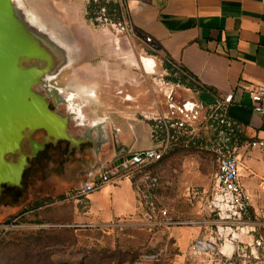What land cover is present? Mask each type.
I'll return each instance as SVG.
<instances>
[{
    "label": "rangeland",
    "instance_id": "374dc122",
    "mask_svg": "<svg viewBox=\"0 0 264 264\" xmlns=\"http://www.w3.org/2000/svg\"><path fill=\"white\" fill-rule=\"evenodd\" d=\"M23 1L30 18L40 22L69 48L73 63L64 70L62 78L66 90L75 93L76 104L84 106V112L92 117L107 118L105 125L109 133L112 121L116 122L115 112L129 105H125L129 115L141 111L151 117L147 122L152 126V140L149 135L141 134L140 145L155 147L168 143L169 149L163 161L152 163L125 179L134 194L121 192L135 197L137 210L111 222H102L98 217L110 219L116 215V200L111 203L116 190L109 195L112 187L83 198H78L75 192L70 200L63 201L58 196L32 204L28 199L38 190V182L30 183L24 195L28 199H14L8 207L0 205V264H117L138 254H142L138 260L142 264H176L178 241L184 236L178 235L180 230L184 231L189 246L200 238H213L215 246L221 248L227 232L224 236L216 233L219 217L212 210L211 201L219 158L228 151L242 156V181L252 194L255 208L264 207V155L257 149L239 150L247 143L242 140L246 136L240 128L231 132L235 134V142L230 146L229 130L233 128L222 122V110L203 103L200 93L184 80L185 74L178 66L167 67L166 56L132 26L128 0ZM82 54L85 62L80 68L77 64ZM143 58L155 61L153 72L147 69ZM115 66L116 80L111 71ZM84 68L94 69L98 75L81 78L78 72ZM124 71L126 75H122ZM137 87L144 91L142 110L134 106ZM85 89L94 90L96 97H87L89 92ZM129 96L134 100L127 101L125 98ZM104 98L107 103L103 102ZM188 102L195 103V111L181 110ZM179 120L185 122V127L176 128L175 121ZM78 130L72 124L71 131ZM125 132L133 137L128 129ZM184 134L188 139L176 143L178 136ZM147 175L156 177L157 181L148 179ZM49 189L51 186L46 182L44 192L48 193ZM72 204L81 206L89 219L79 222V215L71 219ZM39 206L42 208L37 212L24 214ZM255 220L252 214L249 221ZM237 239L245 237L237 236ZM153 255L155 258H146ZM232 261L257 264L249 257H234ZM181 264L229 262L218 251H212L202 257L190 253Z\"/></svg>",
    "mask_w": 264,
    "mask_h": 264
},
{
    "label": "crops",
    "instance_id": "0c3cea01",
    "mask_svg": "<svg viewBox=\"0 0 264 264\" xmlns=\"http://www.w3.org/2000/svg\"><path fill=\"white\" fill-rule=\"evenodd\" d=\"M128 6L132 26L156 45L164 56L210 87L212 90L208 92L217 101L233 94L227 116L242 129L245 136H264L263 118L254 112L249 94L251 86L264 80V0H128ZM87 70L98 75L94 69ZM111 71L116 80V66ZM121 73L127 74L125 71ZM137 89L134 106L142 110L144 91L142 87ZM103 102L107 103V100L104 98ZM125 105L115 112L116 126L125 131L128 129L136 136L131 151L152 148L151 145H140L141 134L149 135L152 140V126L147 122L151 117L141 111L129 115L130 112L126 110L129 105ZM113 106H116V99ZM147 106L151 108V105ZM140 114L147 117L146 122L140 119ZM114 185L105 188L112 187L111 196L116 190L111 197V203L116 200V215L110 219L98 215L102 222L132 215L137 210L135 197H131V193L127 196L128 192H121L126 190L134 194L130 182L123 180ZM71 210V219L73 215H79V222L89 219L81 206L72 204ZM177 232L178 235L184 234L177 245L176 264H181L189 256L191 246L185 239L184 231ZM254 236L245 237L246 251L250 249Z\"/></svg>",
    "mask_w": 264,
    "mask_h": 264
},
{
    "label": "flooded vegetation",
    "instance_id": "af4514ba",
    "mask_svg": "<svg viewBox=\"0 0 264 264\" xmlns=\"http://www.w3.org/2000/svg\"><path fill=\"white\" fill-rule=\"evenodd\" d=\"M114 49L116 50V45ZM83 50H85L84 46ZM83 57L84 55L80 58L77 67L81 68L83 66L85 62ZM35 62V59L28 60L26 66ZM71 66L72 64L60 70L52 76L49 82L34 86V90L46 98L48 106L53 112L66 117L69 124L67 133L50 134L44 128H28L24 131L20 147L14 153L6 155L8 161L17 164L23 163L24 169L19 184H2L0 205L3 207L12 205L13 202L11 201L14 199L15 201L28 199L24 196L27 187L30 183L35 182H38V190L32 192L28 202L39 204L41 200L46 198H49V200L58 199V196L61 197L60 200H70L74 193H77L86 182L98 177L108 164L129 155L137 140L135 135L131 137L125 130L117 128L114 121H112L109 133L105 125L107 118L92 117L84 112V106L76 104L75 93L66 90L65 80L62 78L64 70L69 69ZM78 75L81 78L89 79L95 77L93 71L85 68L80 69ZM87 92H89L86 94L87 97H96L94 90ZM126 99L134 100L130 96ZM191 103V109H188ZM194 105V102H188L181 110L183 112L195 111ZM140 115V119L146 122L147 117L143 114ZM72 124L79 127L77 133L71 131ZM52 166L53 171L50 170ZM46 182H49L51 186L48 193L44 192ZM41 208L39 206L28 209L24 214L37 212Z\"/></svg>",
    "mask_w": 264,
    "mask_h": 264
},
{
    "label": "water",
    "instance_id": "95a60500",
    "mask_svg": "<svg viewBox=\"0 0 264 264\" xmlns=\"http://www.w3.org/2000/svg\"><path fill=\"white\" fill-rule=\"evenodd\" d=\"M28 11L23 0H0V190L4 183H20L23 163L8 161L6 155L20 147L26 129L61 134L69 128L66 117L53 112L34 86L70 66V50ZM31 59L36 62L26 66ZM199 99L207 105L218 103L208 91Z\"/></svg>",
    "mask_w": 264,
    "mask_h": 264
},
{
    "label": "built area",
    "instance_id": "2783aa9c",
    "mask_svg": "<svg viewBox=\"0 0 264 264\" xmlns=\"http://www.w3.org/2000/svg\"><path fill=\"white\" fill-rule=\"evenodd\" d=\"M252 107L256 114L264 121V80L249 88ZM234 99L233 94L228 95L224 100L218 101L215 107L222 110V122L231 125L227 116V108ZM178 129L185 127L182 120L175 121ZM166 126H168L166 124ZM169 142V140H168ZM168 143L160 144L152 148L131 151L129 155L118 158L106 166L102 173L86 182L77 192L78 198L87 197L90 193L102 190L107 185L118 184L125 179H130L137 171L147 168L152 163L160 161L168 152ZM257 149L264 155V136L256 137L244 144L239 150ZM237 150V149H236ZM242 156L239 153L228 151L219 158L218 168L214 175L213 193L211 208L219 217L217 231L224 237V245L217 248L212 239H198L191 246V255L202 257L212 251H218L229 264H233L234 257L253 258L257 264H264V240L254 236L250 249L246 251L245 239L239 240L237 236H248L255 234L259 228L264 227V207L256 209L250 190L242 181ZM152 181H157L156 177L147 175ZM255 215L256 220L250 222V217ZM172 224L171 222H168ZM86 226V225H82ZM94 226V225H93ZM239 230V233L237 231ZM235 240V241H234ZM237 240V241H236ZM236 242V243H235ZM152 259L155 256H147ZM135 264H142L137 261Z\"/></svg>",
    "mask_w": 264,
    "mask_h": 264
},
{
    "label": "trees",
    "instance_id": "16d2710c",
    "mask_svg": "<svg viewBox=\"0 0 264 264\" xmlns=\"http://www.w3.org/2000/svg\"><path fill=\"white\" fill-rule=\"evenodd\" d=\"M102 2H105L106 0H101ZM117 7H119V5H117ZM166 58H167V62H166V65H167V67H169V68H171V67H173V66H178V68H179V70H181L182 72H184V74L185 75H183V77H184V80L185 81H189V85L191 86V87H193L194 88V90L196 91V92H198V93H203V92H206V91H211L212 89L210 88V87H208V86H206V85H203L200 81H199V79L195 76V75H193L192 73H190L187 69H185L184 67H182L181 65H179V64H177L176 62H174L172 59H170L169 57H167L166 56ZM232 128H233V131H231V129L229 130V133H230V135H229V137H228V143L230 144V146H233V143L235 142V134H233V133H231V132H234L237 128H239L238 127V125H236V124H234V123H232L231 122V125H230ZM236 132V131H235ZM254 138H256V137H253V138H250V137H243V139L242 140H244V141H247V142H249V141H251L252 139H254ZM188 138H187V136H186V134H184V135H182V136H178V140L176 141V143H179V142H182V141H186ZM168 153V152H167ZM166 153V154H167ZM166 156V155H165ZM165 156L160 160V161H158V162H161V161H163L164 160V158H165ZM75 228H80V229H82V227H75ZM263 230H264V228L263 227H261V228H259L258 230H257V232H256V237H258V238H263V240H264V232H263ZM151 254H153L152 252H151ZM142 256V254H138L137 256H135V257H133V258H131V260H128V259H123V260H121L119 263H117V264H127V263H129V264H135L139 259H140V257Z\"/></svg>",
    "mask_w": 264,
    "mask_h": 264
},
{
    "label": "bare ground",
    "instance_id": "6f19581e",
    "mask_svg": "<svg viewBox=\"0 0 264 264\" xmlns=\"http://www.w3.org/2000/svg\"><path fill=\"white\" fill-rule=\"evenodd\" d=\"M143 63H145L147 68L153 72V69L156 66V63H155V61L153 59H151V58H143Z\"/></svg>",
    "mask_w": 264,
    "mask_h": 264
}]
</instances>
